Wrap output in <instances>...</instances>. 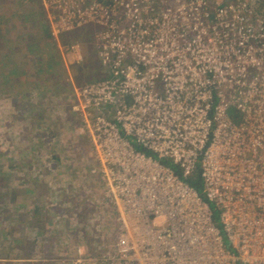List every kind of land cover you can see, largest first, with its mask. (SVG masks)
Listing matches in <instances>:
<instances>
[{
    "label": "built area",
    "instance_id": "1",
    "mask_svg": "<svg viewBox=\"0 0 264 264\" xmlns=\"http://www.w3.org/2000/svg\"><path fill=\"white\" fill-rule=\"evenodd\" d=\"M43 2L57 38L99 27L108 74L72 104L114 212L98 263L264 264V0Z\"/></svg>",
    "mask_w": 264,
    "mask_h": 264
},
{
    "label": "rangeland",
    "instance_id": "2",
    "mask_svg": "<svg viewBox=\"0 0 264 264\" xmlns=\"http://www.w3.org/2000/svg\"><path fill=\"white\" fill-rule=\"evenodd\" d=\"M52 16L43 0H0V264H102L95 256L115 229L90 171L86 123L72 110L76 90L108 74L99 27L57 38ZM71 42L82 58L65 49Z\"/></svg>",
    "mask_w": 264,
    "mask_h": 264
},
{
    "label": "trees",
    "instance_id": "3",
    "mask_svg": "<svg viewBox=\"0 0 264 264\" xmlns=\"http://www.w3.org/2000/svg\"><path fill=\"white\" fill-rule=\"evenodd\" d=\"M43 32L45 34H47V37H49L51 40H52V37H51V32H50V28L48 25H44V28H43ZM51 62L48 64V67L44 64L42 65L43 67H47V69H49L51 66ZM231 115L238 119L239 118V115L235 112V110H231ZM176 171L179 172L181 174V171L180 169L176 168ZM188 182L193 185L201 194L204 195V184H203V180H202V177L200 176V174H196V175H193V176H190L187 178ZM213 210H214V219H215V222L220 226H221V223H220V213H221V210L220 208L216 205V203L214 202H210Z\"/></svg>",
    "mask_w": 264,
    "mask_h": 264
},
{
    "label": "crops",
    "instance_id": "4",
    "mask_svg": "<svg viewBox=\"0 0 264 264\" xmlns=\"http://www.w3.org/2000/svg\"><path fill=\"white\" fill-rule=\"evenodd\" d=\"M40 1V0H39ZM43 9H44V7H43ZM44 14L46 15V17L48 18V16H47V14H46V12H45V9H44ZM49 28H50V26H49ZM51 32V31H50Z\"/></svg>",
    "mask_w": 264,
    "mask_h": 264
}]
</instances>
